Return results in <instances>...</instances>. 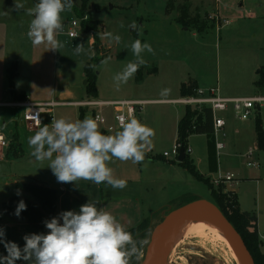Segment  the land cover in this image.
Returning <instances> with one entry per match:
<instances>
[{"label":"rangeland","instance_id":"obj_1","mask_svg":"<svg viewBox=\"0 0 264 264\" xmlns=\"http://www.w3.org/2000/svg\"><path fill=\"white\" fill-rule=\"evenodd\" d=\"M257 1L264 2V0ZM17 2L23 3L24 9L16 10L15 0H0V103L12 101L9 97L3 96V93L9 90V71L17 76L19 68L22 69L21 74L31 71L32 76L20 77L15 82V95L18 96L16 89H23L28 92L31 100H44L45 97L50 99L55 88H58L55 87L56 82L62 81V76L71 83L81 85L84 65L95 56L94 37L91 33L82 31L83 21L90 19L103 23L98 59H107L108 63L99 66L96 74L97 86L104 95L114 91L119 94L134 92L135 87L130 83L133 78L117 91L113 76L121 72L127 63L135 60L130 46L136 39L152 45L155 55L145 51L142 55L149 66L142 67L145 71L157 67L160 74L158 78L162 82L166 81V78L186 79L203 75L204 80L213 88H218L223 95L230 93L229 95L234 96H255L263 91L258 90L254 83L259 78L261 65H264V50L257 49V44L264 40V22L260 26L255 24L246 28V42L240 41L243 37L235 40L231 34L233 26L217 28V20L214 17L216 0H90L88 7L84 9H81L82 0H74L77 12L71 10L61 14L63 31L59 32L56 38L64 44V47L59 51L49 50L50 45L47 43L38 46L32 44L27 32L33 17L26 14V9L35 4L32 0H17ZM170 3L173 10L169 13L166 11ZM134 20L141 26L139 32L129 28ZM195 20L203 22L205 29L191 32L177 30L179 21L183 22L181 29L192 30ZM74 21L81 24V30L78 31L77 38L71 39L69 31ZM109 32L119 35L120 42L111 40L106 35ZM78 44L84 46L85 52L75 54L74 48ZM89 50L94 52L93 56L87 54ZM261 58H263L262 63L257 66ZM55 72H57L56 77ZM142 88L143 91L137 89L138 93L153 91V87L149 84H144ZM261 111L264 119V109ZM0 114L6 115L5 119L18 117L22 120V110L13 111L0 107ZM54 115L57 119L76 121L74 111L68 108L58 107L54 110ZM228 116H232L231 113ZM16 125L12 123L4 133L9 140V131L17 129L22 140L23 156L18 158L21 149L17 138L11 142L8 150L2 151V154L8 152V157L13 159L9 160L8 171L0 174V198L4 195L9 198L18 193L14 185H7L10 178L25 181L41 180L50 172L48 160L37 161L31 155L27 139L35 132L22 127L20 121L18 126ZM172 150L169 148L167 151L171 154ZM246 159V172L252 178L245 180L244 185L241 181L234 183V192L238 193L240 211L255 217L253 228L261 237L264 236V176L258 167L247 166L248 162L256 163L254 156ZM227 173L238 178L234 173ZM240 183L241 185H238ZM197 184L195 193L198 196H189L183 200L193 202L203 199L214 203L207 185L200 181ZM212 187L219 189L214 185ZM234 192H224V194L227 199L234 201L236 199ZM163 209H157L159 214L149 223L150 234L144 240V248L138 264L147 263L151 255L150 240L154 229L170 211L176 208L172 207L169 212L160 213ZM216 241L207 242L197 235H188L175 245L166 246L164 264H238L227 246L218 239ZM260 250L264 253L262 241ZM21 264H30V262L23 261Z\"/></svg>","mask_w":264,"mask_h":264},{"label":"crops","instance_id":"obj_2","mask_svg":"<svg viewBox=\"0 0 264 264\" xmlns=\"http://www.w3.org/2000/svg\"><path fill=\"white\" fill-rule=\"evenodd\" d=\"M214 17L217 20V28L233 26V28H231L233 29L231 34L234 39L236 40L238 37H243V40L240 39V41L246 42V28H250V26L255 24H259L260 26L264 22V2H259L257 0H216ZM177 25V30L183 32H191L195 30L194 28L192 30L188 28L181 29V25L180 27L179 23ZM257 46V49L263 51L264 40L257 44ZM262 60L263 58L260 59V63L257 64V66L262 63ZM261 67H264V65H261ZM18 72L19 75L15 77V82L20 77L31 78L32 76L31 71L29 72V76H25L24 73L21 74L22 69L20 68ZM56 73L57 72H55V77ZM158 75L160 74L158 73L157 67H152L147 71H145L144 68L142 70L141 81H136V74L132 81H130L136 90L133 87L134 92L132 91L131 93L124 94H119L114 91V93L104 95L101 93L100 88L96 83L98 96L97 98H93L95 100L103 102H146L138 112L136 119L142 124L155 130V137L153 138L152 145L145 149L146 156L143 163L133 164L131 161L121 162L119 160H114V162L109 163V167L113 169L114 177L127 181V186L123 190L113 189L106 183L97 185L91 181L84 180H80L77 183H60L53 175L51 169L49 174L41 180L29 179L28 181H25L22 179L10 178L7 185L16 186L17 183L34 182L57 189L60 194L55 217H59V214L63 211L73 210L78 212L80 206L88 202L95 203L98 208L110 212L117 221L129 231L156 214L157 209H163L169 205V209H171L175 204L180 203V201H183V199L189 196H198L195 192L199 181H209L210 184L213 185V181L219 174L231 172L236 174L239 178H237L236 183L241 181L244 185L246 182L245 180H250V178H252L250 175H247L245 166V161L247 160L246 156L250 152L252 153L251 157L254 156V159L256 160V163L254 164L257 165L259 171L264 176V151H260L258 148L254 120L240 122L235 120L233 116H228L230 113L225 115L226 125L218 134V140L225 144L224 150H216V143L213 134H191L188 138V146L192 150V153L189 155V160L196 168L198 174L203 178V181L196 179L186 170L181 168L177 164L178 162L172 157H163V154L167 153L169 148L173 149L174 145L178 142V128L185 115L186 107L177 105L174 101L182 97V86H194V88L204 90L213 87L204 80L203 75H195L192 78L188 77L186 79L166 78V81L163 82L159 80ZM83 80L87 81L85 72L84 74H81V85L71 83L70 80L65 78V76H62V81L60 80V82H56L55 87H58V91L55 88V91L50 98L51 100L46 99L47 97H45L44 100L32 101L51 102L53 100L52 102L61 104L56 108L64 107L74 111L76 120H82L86 115L92 117L95 111L94 109L77 107L74 105L87 100H93L87 96L86 85ZM144 84L152 86L153 91L149 93H138L137 89L143 91L142 87ZM163 88H171L172 90L170 96L167 98H161L159 95ZM16 90L18 96L17 94L12 96L10 89L3 93V96L9 97L12 101L0 103V107L13 111H20V109L10 107L8 104L20 101V96H25V98L28 97L31 100V97L26 90ZM261 93L260 95L264 96V90L261 91ZM220 94L227 98L252 96H234L229 95L230 93L224 95L222 93ZM102 112L105 115L108 124L112 125L114 123V110L111 108H104L102 109ZM3 115L4 114H0V134H3L5 137V130L8 129L9 125H12V123L17 124L16 126H18V121H20L21 126L27 128L24 122L19 120L20 118L18 119V117H14L10 119V117H8L5 119L6 115ZM261 119L264 128L262 111ZM44 124H46L45 121ZM9 134L10 141H8L11 143L17 138L22 151V140L20 139L17 129L16 131L11 129ZM2 151H0V162H5L7 168H9V160L13 159V157L7 158L8 152L2 154ZM203 183L205 184V182ZM241 183L238 185H241ZM219 187L224 188V192L229 189L227 185ZM232 190H234V187ZM18 193H16V195ZM234 193L237 198L238 193ZM19 195L29 198V196L23 193H19ZM7 199L8 196L5 195L0 198V228L4 230V239L6 241L15 242L23 248L25 244L23 237L25 235L32 233L47 234L48 229L46 227L43 230H36L27 221L17 220L13 216L3 213L2 203ZM250 230L253 231L254 228ZM262 237L263 236L259 237L261 241ZM262 242L264 243V241ZM0 255H7L3 243H0ZM21 262H23V260H18L16 261V264H21Z\"/></svg>","mask_w":264,"mask_h":264},{"label":"clouds","instance_id":"obj_3","mask_svg":"<svg viewBox=\"0 0 264 264\" xmlns=\"http://www.w3.org/2000/svg\"><path fill=\"white\" fill-rule=\"evenodd\" d=\"M24 4L15 0V9H24ZM74 0H38L26 14L33 17L27 36L34 46L44 43L49 50L59 51L64 44L56 38L63 31L62 13L70 12ZM121 23V27H123ZM140 27L134 20L129 28L138 31ZM111 39L120 42L119 35L106 33ZM135 60L125 65L121 72L113 76L117 91L127 84L141 66L148 67L143 53L155 55L150 43L136 39L131 44ZM75 54L85 52L83 45H76ZM93 56L91 50L87 53ZM102 60L101 64H107ZM94 71L98 66L89 65ZM171 88L161 89V98L171 94ZM121 130L106 135L99 130L98 123L91 116H85L75 122L53 117L51 124L39 127L27 143L31 155L37 161L48 160V167L60 183H77L80 180L91 181L97 185L106 183L113 189L123 190L127 186L124 179L115 178L109 163L114 160L131 161L140 164L145 161V149L152 145L155 130L142 124L138 119L125 121L121 118ZM19 195V193H18ZM21 200L15 210L20 216L26 210ZM62 220V223H61ZM47 234H28L23 237L25 244L21 248L17 243L6 241L0 228V243H3L7 255H0V264H16V261H28L30 264H131L132 259L140 258V248L144 241L133 237L110 213L98 208L95 203L81 205L79 211H63L59 217L46 220Z\"/></svg>","mask_w":264,"mask_h":264},{"label":"trees","instance_id":"obj_4","mask_svg":"<svg viewBox=\"0 0 264 264\" xmlns=\"http://www.w3.org/2000/svg\"><path fill=\"white\" fill-rule=\"evenodd\" d=\"M34 4L38 2V0H32ZM90 0H82L81 9L88 7V2ZM171 3L168 6V11H172ZM72 11L77 12V9L73 7ZM170 11V12H171ZM169 12V13H170ZM82 17V16H81ZM180 25L183 22H178ZM205 25L203 22L199 20H195L193 23V28L198 31H202L205 29ZM82 31L84 33H91L95 39V44L93 45L95 56L92 58L90 62H88L84 67V72L87 78L88 84L86 85V93L87 96L91 99L97 98V74L96 70L94 71L89 67V65L95 64L98 67L101 66V61L98 59L99 55V42L100 38L103 35V23L101 21L96 20H87L82 23ZM16 68V67H15ZM142 66L139 68V71L136 73V81L139 82L142 80ZM15 74L12 71H9V89L12 96H15ZM255 87L258 90H264V67H262L259 71V78L255 82ZM194 86L183 85L181 89V96H190L193 94ZM25 96H20L19 100L22 101ZM256 126V134H257V142L258 148L260 151H264V128L261 119V112H257L256 117L254 119ZM191 134L197 135H212L213 134V126H212V116L210 110L204 108L202 111H193L191 108H186L185 115L181 120L178 128V142L181 147L187 149L188 147V138ZM16 139V138H15ZM17 140V139H16ZM18 158L23 156L22 151H19ZM18 155V153H15ZM14 154V155H15ZM8 157V156H7ZM15 157V156H14ZM16 158V157H15ZM181 168L190 173L193 177L198 180L203 181V178L198 174L196 168L193 166L192 162L189 160V156H186V159L182 163H177ZM208 186L209 191L211 192L212 198L214 199V204L219 208V210L223 213V215L228 219V221L232 224V226L236 229V231L243 238L249 252L251 253L255 264H264V253L260 250L261 240L259 239L258 234L255 230L251 231L255 226V217L242 213L238 206V201L235 199L234 201L226 198V194H224V188L219 187L217 190L215 187L213 188L209 181H203ZM16 190L19 193H23L29 198H26L22 195H13L9 197L2 203V211L3 213L13 216L17 220L27 221L34 229L43 230L45 229V221L50 220L55 217L57 212L58 200L60 192L55 189L45 185H41L34 182L29 183H17ZM23 200L26 204V210H23L20 213V216L17 217L15 215V210L17 208L18 203ZM188 202L191 201H180V203L175 204L176 209L184 206ZM163 211H170L169 208L163 209ZM154 214L150 218L146 219L139 226L129 230L133 237L139 241H144L146 236L150 234L149 223L152 219L155 218ZM152 236V235H151ZM138 247L140 248V257L141 251L144 248V243L140 245L138 243ZM140 258L136 259L135 257L132 259L131 264L139 263Z\"/></svg>","mask_w":264,"mask_h":264},{"label":"built area","instance_id":"obj_5","mask_svg":"<svg viewBox=\"0 0 264 264\" xmlns=\"http://www.w3.org/2000/svg\"><path fill=\"white\" fill-rule=\"evenodd\" d=\"M86 20V18L84 19ZM81 30V24L79 22H72L69 37L71 39L77 38L78 31ZM175 104L191 108L193 111H202L204 108L210 110L212 116L213 135L216 143V150H224L225 144L218 140V134L226 125L225 115L231 113L235 120L240 122H247L254 120L257 112H261L264 109V96L255 95L251 97H237L227 98L223 97L218 88L200 89L195 88L193 94L190 96L180 97L174 101ZM146 104V102L140 101H123V102H103L98 100H87L85 102L74 104L77 107L92 108L94 113L92 118L98 123L99 130L106 135L115 134L116 131L121 130V118L125 121L131 118H136L138 112ZM61 104L55 102H34L30 98H25L22 101L8 104L10 107H14L22 110V122L31 131H37L39 127L46 124H51L54 115V109ZM104 108H111L114 110L112 125H109L105 115L102 112ZM10 142L7 138L0 134V151L8 150ZM181 145L177 142L173 150L170 153H164L163 157L173 158L177 162ZM186 154L189 156L192 153L191 148L188 146L185 149ZM252 153L247 154V158H250ZM248 167H257L256 164L248 162ZM237 179L233 174H219L213 181V185L216 187L227 185L228 190L225 193L233 192L232 188ZM264 241V236L262 237Z\"/></svg>","mask_w":264,"mask_h":264},{"label":"water","instance_id":"obj_6","mask_svg":"<svg viewBox=\"0 0 264 264\" xmlns=\"http://www.w3.org/2000/svg\"><path fill=\"white\" fill-rule=\"evenodd\" d=\"M24 75L29 76V73L24 72ZM84 84L87 85L88 82L85 81ZM186 156L185 148L181 147L177 162L182 163L186 159ZM7 171L8 168L6 163L0 162V174ZM202 211L207 219L213 220L223 229L243 264H255V261L240 234L214 203L203 199L193 201L178 209L170 211L163 221L154 229L150 240V254L155 259L154 264H164L163 249L168 229L174 223L183 219L196 221L197 215Z\"/></svg>","mask_w":264,"mask_h":264},{"label":"bare ground","instance_id":"obj_7","mask_svg":"<svg viewBox=\"0 0 264 264\" xmlns=\"http://www.w3.org/2000/svg\"><path fill=\"white\" fill-rule=\"evenodd\" d=\"M188 235H197L207 242H217L216 239L222 241L223 244L227 246L226 248H228L234 260L238 264H243L241 258L229 242L223 229L213 220L207 219L203 211L197 215L196 221L183 219L177 221L168 229L163 249L164 258L166 246H173V244L175 245ZM154 263L155 259L150 255L146 264Z\"/></svg>","mask_w":264,"mask_h":264}]
</instances>
